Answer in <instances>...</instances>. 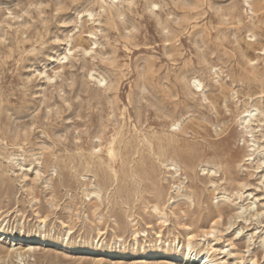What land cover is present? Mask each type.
<instances>
[{"label": "rangeland", "instance_id": "rangeland-1", "mask_svg": "<svg viewBox=\"0 0 264 264\" xmlns=\"http://www.w3.org/2000/svg\"><path fill=\"white\" fill-rule=\"evenodd\" d=\"M207 260L264 264V0H0V264Z\"/></svg>", "mask_w": 264, "mask_h": 264}, {"label": "bare ground", "instance_id": "bare-ground-1", "mask_svg": "<svg viewBox=\"0 0 264 264\" xmlns=\"http://www.w3.org/2000/svg\"><path fill=\"white\" fill-rule=\"evenodd\" d=\"M252 46V45H251ZM193 84L195 85L194 87L198 90L199 88H200V84L197 82V81H193ZM192 84V85H193ZM194 88V89H195ZM246 117V116H245ZM253 116L250 114V112H249V115L246 117V119L248 118V120H244V122H243V125H245L244 127H245V129L248 127V125H249V123H250V118H252ZM226 173H228V172H226ZM222 199L225 201L226 200V197H222ZM221 213V212H220ZM219 217V216H218ZM220 218H221V216H220ZM188 238V237H187ZM186 242H190V238H188L187 239V241ZM188 245V244H187ZM193 252V251H192ZM189 256V257H188ZM199 257V254H196V253H189L187 256H186V258H189L190 260L193 258V260H191V261H195L197 258ZM194 258H195V260H194ZM205 259L207 258V254H205V257H204ZM207 262L208 263H210L211 264V260L209 261V260H207Z\"/></svg>", "mask_w": 264, "mask_h": 264}]
</instances>
